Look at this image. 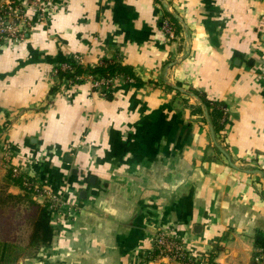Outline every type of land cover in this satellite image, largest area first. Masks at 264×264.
<instances>
[{"label":"crops","instance_id":"0c3cea01","mask_svg":"<svg viewBox=\"0 0 264 264\" xmlns=\"http://www.w3.org/2000/svg\"><path fill=\"white\" fill-rule=\"evenodd\" d=\"M49 14L22 41L0 46V184L22 193L7 173L24 163L76 207L64 221L53 216L47 260L31 264H137L144 253L148 264H187L147 261L162 230L193 260L257 264L264 0H53ZM164 17L176 38L163 31ZM106 58L134 81L105 93L86 74L56 77L71 59ZM199 94L226 107L215 139ZM199 106L203 115L193 112Z\"/></svg>","mask_w":264,"mask_h":264},{"label":"trees","instance_id":"16d2710c","mask_svg":"<svg viewBox=\"0 0 264 264\" xmlns=\"http://www.w3.org/2000/svg\"><path fill=\"white\" fill-rule=\"evenodd\" d=\"M173 25L175 26L174 23ZM67 64L69 66L66 68L57 67L56 77L81 82L84 81L82 75L86 74L98 79L123 76L126 82L134 81L132 70L115 59L106 58L95 66H84L78 63L76 59L67 61ZM199 95L203 105L208 110L216 136L220 133L223 134L228 114L224 103L213 101L203 94ZM193 112L203 115L202 106L195 108ZM202 118L206 122L205 117ZM7 177L9 181L15 182L21 187L22 193H11L8 191L7 185L0 184V264H12L21 258L26 259L38 255V252L43 251L52 243L55 234L52 223L53 210L50 208L51 202L49 199L39 202L33 185L26 184L27 179L22 175L13 176L9 169ZM22 225H27L26 244L20 243L19 236L16 233L19 230H24V227H21ZM256 243L261 244L260 248H264V237L258 234ZM157 253L158 249L153 248L147 254V261ZM175 262L196 263L188 257H183ZM204 264L210 263L205 261Z\"/></svg>","mask_w":264,"mask_h":264},{"label":"built area","instance_id":"2783aa9c","mask_svg":"<svg viewBox=\"0 0 264 264\" xmlns=\"http://www.w3.org/2000/svg\"><path fill=\"white\" fill-rule=\"evenodd\" d=\"M53 0H6L0 4V46L8 43H18L22 41L27 32L34 27L36 23L46 22L50 11H52ZM162 28L168 39L176 38V31L173 23L168 17L162 20ZM92 85L95 89L106 91L116 82L125 80L123 76L114 78H94L89 75ZM111 85V86H110ZM6 156L11 158L14 156L13 150L9 145L2 147ZM9 169L13 176L22 175L26 178V184L33 185L36 191V198L43 197L51 202L50 208L53 210V216L70 217L76 207L70 200L60 198V195L51 190V185L48 179L44 180L41 177L30 176L26 173V166L21 163H9ZM63 210V211H62ZM154 248L158 249V253L150 259L149 262L159 261H177L183 257H188L193 260L187 251L186 246L178 238V236L167 232L158 231L154 238ZM150 253V252H149ZM148 254V253H147ZM257 264H264V248H259L254 258ZM195 264H204L202 259L193 260ZM137 264L146 263V253L142 257L139 256Z\"/></svg>","mask_w":264,"mask_h":264},{"label":"rangeland","instance_id":"374dc122","mask_svg":"<svg viewBox=\"0 0 264 264\" xmlns=\"http://www.w3.org/2000/svg\"><path fill=\"white\" fill-rule=\"evenodd\" d=\"M21 227H24V230H19V232L17 231L16 233L19 236L20 243L26 244L27 243V236H28V231L26 230L27 225L26 226L22 225ZM37 254L40 255V256H44L43 260H47V257H48V251L47 250L38 252ZM143 255L144 254H142V256ZM31 258H33V257L26 258V259L21 258L19 261L15 262V263H12V264H31ZM35 260L37 261V259H35ZM35 260H32V261H35Z\"/></svg>","mask_w":264,"mask_h":264},{"label":"water","instance_id":"95a60500","mask_svg":"<svg viewBox=\"0 0 264 264\" xmlns=\"http://www.w3.org/2000/svg\"><path fill=\"white\" fill-rule=\"evenodd\" d=\"M205 113H206V117H207V121H208V123H209V127H210V129H211V132H212V135H213V138L215 139V136H214V128H213V125H212V123H211V121H210V117H209V113H208V110L206 109V111H205ZM216 141V140H215ZM216 145L220 148V150L227 156V157H229L228 156V154L225 152V150L217 143V141H216Z\"/></svg>","mask_w":264,"mask_h":264}]
</instances>
